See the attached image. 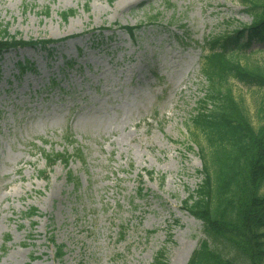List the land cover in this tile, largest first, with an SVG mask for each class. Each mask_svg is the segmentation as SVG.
<instances>
[{
    "label": "rangeland",
    "instance_id": "374dc122",
    "mask_svg": "<svg viewBox=\"0 0 264 264\" xmlns=\"http://www.w3.org/2000/svg\"><path fill=\"white\" fill-rule=\"evenodd\" d=\"M251 21L241 0H0V36L57 40L0 54V264H152L159 250L186 264L206 238L181 203L206 145L190 133L200 58ZM263 48L234 55L264 64ZM228 84L259 125L264 88ZM40 148L68 164L46 167Z\"/></svg>",
    "mask_w": 264,
    "mask_h": 264
},
{
    "label": "trees",
    "instance_id": "16d2710c",
    "mask_svg": "<svg viewBox=\"0 0 264 264\" xmlns=\"http://www.w3.org/2000/svg\"><path fill=\"white\" fill-rule=\"evenodd\" d=\"M241 3L252 15V21L209 39L207 52L200 58V74L208 89L191 115L190 133L197 138L201 135L206 145L199 146L201 182L181 203L201 221L206 238L193 250L186 264H239L238 259L245 264H264V105L259 109L263 114L261 122L254 126L228 84L230 78H236L264 88V64H241L234 55L247 54L253 43L264 46V0H241ZM74 12L62 11L60 17L66 20ZM140 27L126 25L122 29L133 37ZM1 33L0 54L10 48H45L57 42L16 39L8 36L6 28ZM18 64L20 72L31 70L27 62ZM39 152L46 167L56 161L67 165L71 156L42 148ZM76 154L81 157L79 150ZM39 174L44 177L45 169ZM68 178L72 179L71 173ZM141 191L139 187L138 192ZM36 212L35 207H30L25 215L31 217ZM49 239L54 244L53 238ZM55 247L56 256L61 257L62 245ZM165 263V252L159 250L152 264Z\"/></svg>",
    "mask_w": 264,
    "mask_h": 264
},
{
    "label": "bare ground",
    "instance_id": "6f19581e",
    "mask_svg": "<svg viewBox=\"0 0 264 264\" xmlns=\"http://www.w3.org/2000/svg\"><path fill=\"white\" fill-rule=\"evenodd\" d=\"M192 247L189 248L188 252H187V256L190 254V252L192 251Z\"/></svg>",
    "mask_w": 264,
    "mask_h": 264
}]
</instances>
